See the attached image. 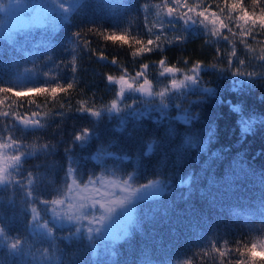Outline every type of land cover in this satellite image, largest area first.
I'll return each instance as SVG.
<instances>
[{"label":"trees","instance_id":"trees-1","mask_svg":"<svg viewBox=\"0 0 264 264\" xmlns=\"http://www.w3.org/2000/svg\"><path fill=\"white\" fill-rule=\"evenodd\" d=\"M23 1L43 5V20L41 25H0V87L14 89L0 93V111L25 118L33 112L47 115L38 117L43 127L34 132L24 131L12 115L0 117V133L6 137L12 131L23 140L24 150L33 153L0 184V225L8 238L0 245V264H234L243 258L235 249L252 243L258 245L257 264H264L259 247L264 245V62L259 60L264 29L238 21V13L224 0H187L190 6L215 12V25L211 16L201 24L195 12L188 13L195 23H185L179 14L166 15L167 4L178 13L187 12L174 0H82L67 20L56 0ZM8 2L0 0V5ZM243 6L258 12L264 0L259 6L243 0ZM246 28L251 36L242 35ZM77 31L80 37L74 36ZM113 33L124 34L127 42L105 39ZM157 35L159 48L154 44L151 52L137 51L142 47L138 39L146 44ZM162 59L183 72L162 74ZM196 61L216 67L199 73L197 87L173 88L171 80L191 75L188 69ZM237 67L254 75L235 76ZM141 71L144 75L137 77ZM121 76L135 79L136 85L147 78L153 94L124 91L120 96ZM69 82L74 87L55 98L28 91ZM165 88L167 111L162 115L161 98L154 93ZM113 100L120 111H110ZM81 106L102 115L77 111ZM146 109L152 110L146 118L131 115ZM185 115L190 123L179 119ZM242 120L255 121L250 131H242ZM86 127L92 129L91 136L75 141ZM205 141L207 148L200 151ZM45 144L51 147L43 149ZM15 154L4 150L0 162L7 165L6 158ZM70 167L78 183L103 172L128 177L134 185L158 179L168 190L133 203L130 226L121 239L92 242L54 221L49 223L54 226L50 236L33 231V207L40 219L49 218L50 204L41 201L62 198ZM189 177L191 184L181 186ZM69 232L74 235L69 237ZM15 239L24 241L19 253L7 246ZM216 248L228 255L221 257Z\"/></svg>","mask_w":264,"mask_h":264},{"label":"snow or ice","instance_id":"snow-or-ice-1","mask_svg":"<svg viewBox=\"0 0 264 264\" xmlns=\"http://www.w3.org/2000/svg\"><path fill=\"white\" fill-rule=\"evenodd\" d=\"M19 2V0H17V3ZM81 2L82 0H56V3L58 4V10L60 12H62L63 14V19L67 20L69 19V16L76 12L80 7H81ZM253 2L255 4H257L258 6L261 4L262 0H253ZM165 3L167 4V0H165ZM174 3L176 5H181L183 4L184 8H187V12L184 13H178V8L176 7H172L171 4H167V10H166V15L168 16H175V15H182L185 17V23H188L189 21H191L192 23H195L196 21H193L191 19V17L188 15V13H193L195 12L196 16L201 17L202 19H200V23L203 24L206 20L209 19V17L211 16V22L213 25L216 24L217 20H216V13L215 12H210L209 11V7H203L201 8V5H192L190 6L187 2V0H174ZM224 4L226 7H230V10L232 12H237L238 16H237V20L238 21H242L244 22V24H251V25H256L258 26L260 29H264V6L259 7V11H253V12H249L247 8H245L243 6V0H224ZM149 6L146 4L145 8L147 9ZM199 9V10H198ZM0 10H4L3 6L0 5ZM161 28L164 27L163 23H161L159 25ZM221 27L225 28L227 27L226 24H223L221 22ZM89 31H92V29H89ZM96 31H99L98 29ZM149 31H151V29H149ZM101 35H103V33H100ZM217 35H219V33L217 32ZM242 35L243 36H251L252 35V31L249 29H244L242 31ZM75 37H80L81 36V32L77 31L74 33ZM183 37L177 36L176 39L180 40ZM105 39L108 40H124L125 42H127L126 36L124 34H121L120 36H117L116 34H110L105 36ZM161 36L157 35L155 37V40L153 39H148L146 44L143 40L138 39L136 42L137 44L142 45V47L138 48L137 51L138 52H151L153 51V48L151 47L152 45H156L157 48L160 47V45L157 43L158 41H160ZM225 39H227V37H225ZM264 51V50H262ZM233 56H236L235 51H233L232 53ZM103 58V57H102ZM259 60L264 62V55L259 56ZM238 63L239 64H244L245 62L243 60H239L238 59ZM160 66L163 69V73H168V74H172L173 76H175L176 73H182L183 70L176 68L175 66H166L165 64V60H160L159 61ZM148 65L145 64L143 65V68H147ZM205 67H216V65H204L202 61H196L191 68L188 69V72L191 73V75H188L187 73H183V79L181 81H178L173 78L171 80V85L173 88H189V87H197L199 86L200 83V77H199V73L201 71L204 70ZM144 73L143 71L141 72H137L136 76L140 77L143 76ZM233 75L235 76H248L251 77L254 75V73L252 72H244L241 71L238 67L236 68V70L234 71ZM108 81H113L114 78L109 75L107 77ZM150 84V81L145 78L144 82L139 84L138 88H133V85L131 83H128V78L126 76H121L119 79V85H120V92L119 95L123 96L124 95V91H125V87H127L129 90L132 91H142L145 93H149L150 95H152L153 93L151 92L150 88L148 87V85ZM74 87V84L69 82L67 83V85H61V84H54V85H50V86H41V87H35V88H31L28 89V91L30 92H35L38 94H48L50 96H52L53 98H55L56 94L58 92H67L69 89H72ZM14 89L12 88H8V87H0V93H11L13 92ZM169 91L167 88L164 89L163 92H157L154 93V95H157L161 98L160 100V107H159V111L161 112V114L163 115L166 111H167V101L165 100V93ZM204 91L209 94V95H214V90L211 88H205ZM21 93L20 92H16L15 95L19 96ZM4 103V98H0V104ZM129 107H131L129 105ZM111 110H116V111H120V109L118 108V100H113L112 101V109ZM234 110H239L238 108H235ZM77 111H81V112H88L91 115L95 116V117H100L102 115V113L100 111H94L92 108L90 107H85V106H81L80 108L77 109ZM152 110L151 109H146L144 111H133L131 113V115L133 117H135L136 119H141V118H146L149 116L150 112ZM62 115V113H60ZM9 115H12L15 117V120L19 122V124L22 126V129L24 131H36L40 128L43 127V125L41 124L40 119L38 118L41 115H47V113H37V112H33L31 117L25 118V116L20 115L19 113L16 112H4V111H0V117H8ZM179 119L183 120L184 123H190V119L188 116H182L179 117ZM2 123V122H0ZM255 123L254 120L251 121H245L242 120L241 124L243 125L242 131L243 132H248L251 130L252 124ZM3 128L5 130H7L9 128L8 124H3ZM92 134V129L90 128H84L82 129V131L80 133H78L74 139L75 141H86ZM213 133L209 132L208 136H209V140L212 138ZM207 141H205L201 147H200V151H205L207 148ZM43 149H49L51 147V145L45 144L43 146H41ZM6 149H13L16 154L15 155H11L9 157H7L6 159L8 160V164L4 165L2 162H0V184H6L9 180V177L11 176L12 172L17 170L22 161L24 159H26L27 157L31 156L33 153L27 150H24V146H23V140L22 139H18V138H14L13 132L12 131H8V135L5 137L3 135V133H0V161H2V159H4V150ZM149 151H151V147L149 148ZM105 155H110V154H105ZM215 155V154H213ZM98 160L100 159V157H96ZM74 169H72L71 167L68 169V173L69 175H71L73 173ZM29 176V180H28V192L27 194H31V184H32V173L29 172L28 173ZM125 185H127V181L124 182ZM191 184V177H189L187 180H181L180 181V185L181 186H188ZM167 187L163 185V183L161 181H150L147 184H143L140 185L139 188L136 189H132L129 190L128 188H125L124 191L127 192L128 194L123 198V199H118V203L123 206L126 203H128L133 197H135V199L137 200H144V199H152V198H158L162 195H164L167 191ZM115 195V194H113ZM41 203L48 205V204H60L63 205L65 203L64 200H60V199H56V200H52V201H48V200H44L41 201ZM97 203H99V201H97ZM109 212H112L113 209L109 208L108 209ZM33 212L36 213V208L33 207ZM53 220L56 219V215L55 212H53ZM67 219L69 221L75 219L77 221H79L81 219L80 216H68ZM84 219H88L87 216H84ZM131 213L129 214V222H131ZM104 220V217H100L98 220H95L94 222L97 224H100V227H96L95 229H93L92 227L88 228V232L92 233V232H96V233H100L103 234L105 232V228L106 226L102 223ZM33 230L36 231L37 229L40 230L44 235H49L54 231V226L50 227L49 226V222L47 220H45L43 223L40 222V219L38 218V215H33ZM79 231V228H77V232ZM72 235H74V233L69 232V237H71ZM123 235H127V228L124 229L123 231ZM122 236L117 235L115 238L113 239H121ZM7 237L5 235V228L0 225V245H3L6 243L7 241ZM89 239H92L91 237H89ZM24 241L20 240V239H15L10 245H7L8 247H10V249L14 252V253H19L22 251V247H23ZM261 248V256L260 259L264 260V245H260L259 246ZM257 248L258 245L256 243H252L250 245H244L243 249L237 247L235 249V251L237 253L240 254L241 257L243 258H238L235 260L234 264H257ZM216 251L219 253V255L221 257H225L226 255H228V253L224 250H222L221 248H216Z\"/></svg>","mask_w":264,"mask_h":264},{"label":"rangeland","instance_id":"rangeland-1","mask_svg":"<svg viewBox=\"0 0 264 264\" xmlns=\"http://www.w3.org/2000/svg\"><path fill=\"white\" fill-rule=\"evenodd\" d=\"M3 9L0 10V17H3L4 22H0V25H5V23L12 26H29L30 24L41 25L43 20V5L29 4L27 5L23 0H9L6 4H3ZM180 79L179 81H181ZM119 84V79L117 80ZM178 81V83H179ZM128 83L133 85V88H138L139 84L136 85V80L128 78ZM120 86V85H119ZM129 90L125 87V92ZM137 94L145 95L148 97L150 94L142 91H136ZM127 181V185H125ZM153 181H159L158 179H153ZM149 181L143 184L149 183ZM142 184V185H143ZM167 187V185L164 184ZM140 184L134 185L130 183L129 178H119L118 176H113L111 174L100 172L99 175H94L83 182L78 183L77 180L72 176L69 177V183L65 194L60 198L64 200L63 205L60 204H50L48 207L49 220L40 219L43 223L45 220L50 222H55L59 227L67 226L73 228L76 233H84L87 237H91V241L94 242L97 239L103 240L104 238L114 241L117 235L124 237L123 231L125 228H129V214H132L133 203L137 200L133 197L128 203L121 206L118 203V199H123L128 193L124 191L125 188L129 190L139 188ZM115 194V195H113ZM99 201V203H97ZM113 209L109 212L108 209ZM53 212H55L56 219L53 220ZM37 215V213H34ZM33 214V215H34ZM80 216L79 221L73 219L69 221L68 216ZM87 216L88 219H84ZM100 217H104L103 224L106 226L105 232L103 234L88 232V228L100 227V224L95 223ZM32 222L31 229L33 230ZM77 228L79 231L77 232ZM38 230V229H37ZM34 231V230H33ZM40 232V230H38ZM52 234V233H51ZM49 234L48 236H50Z\"/></svg>","mask_w":264,"mask_h":264}]
</instances>
